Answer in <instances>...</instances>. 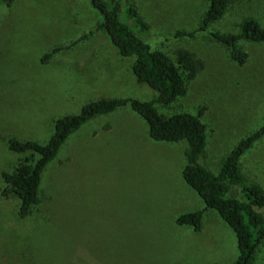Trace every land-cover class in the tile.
Segmentation results:
<instances>
[{
    "label": "rangeland",
    "instance_id": "374dc122",
    "mask_svg": "<svg viewBox=\"0 0 264 264\" xmlns=\"http://www.w3.org/2000/svg\"><path fill=\"white\" fill-rule=\"evenodd\" d=\"M124 1L149 26L141 39L153 49L173 60L188 50L204 62L184 97L157 108L201 115L208 140L200 163L217 173L264 126V43L241 42L248 54L241 66L206 33L176 37L198 29L210 0ZM227 1L210 31L238 34L246 19L264 28V0ZM101 22L90 0H15L10 8L0 0V264H233L237 239L216 211L204 213L199 232L176 225L182 214L205 209L182 177L184 145L153 141L129 107L98 116L67 140L44 174L32 218L20 219L17 198L3 196L1 174L30 157L8 151L9 139L46 144L56 120L90 102L156 98L134 76L133 60L98 30ZM241 169L264 190V137ZM256 264H264V246Z\"/></svg>",
    "mask_w": 264,
    "mask_h": 264
},
{
    "label": "trees",
    "instance_id": "16d2710c",
    "mask_svg": "<svg viewBox=\"0 0 264 264\" xmlns=\"http://www.w3.org/2000/svg\"><path fill=\"white\" fill-rule=\"evenodd\" d=\"M1 1L10 8L15 0ZM90 3L102 18L98 30L108 35L121 57L133 60L132 71L136 79L154 90L157 96L149 102L117 98L90 102L78 114L56 120L54 132L46 144L9 139L8 151L18 155L30 154V157L20 160L13 171L1 174L5 184L3 196L13 195L17 198L20 219L32 218L34 209L42 204L44 174L67 140L98 116L129 107L145 120L153 141L184 145L185 166L182 177L203 200L205 209L182 214L175 220L176 225L191 227L199 232L204 213L214 210L235 233L239 255L233 264H256L264 246V190L245 178L241 161L254 144L264 137V126L242 139L223 159L217 173L211 172L200 163L208 140L207 126L201 122V115L176 113L166 116L157 108L168 107L184 97L188 91V82L202 72L204 62L184 49L177 50L173 60L165 52L155 50L143 41L141 35L149 31V26L133 2L90 0ZM227 9V0H210L198 29L189 33L180 31L176 37L206 33L225 46L230 58L242 66L247 62L248 54L240 43H264V28L257 20L246 19L241 23L238 34L210 31L211 25L219 21ZM57 51L54 50L52 54ZM52 54L44 60H50Z\"/></svg>",
    "mask_w": 264,
    "mask_h": 264
}]
</instances>
